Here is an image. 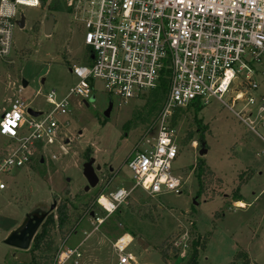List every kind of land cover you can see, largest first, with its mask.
<instances>
[{
	"label": "rangeland",
	"instance_id": "rangeland-1",
	"mask_svg": "<svg viewBox=\"0 0 264 264\" xmlns=\"http://www.w3.org/2000/svg\"><path fill=\"white\" fill-rule=\"evenodd\" d=\"M52 2L46 0L44 8H21L25 28H16L11 56L0 60V121L15 99L24 100L36 112L50 111L47 95L55 91L57 101L64 99L79 82L72 69L88 63L83 25L69 12L68 0H59L57 11H49ZM50 15L55 26L46 36L44 21ZM260 82L255 96H264V83ZM238 90L232 87L225 105L212 98L199 109L193 106L176 113L172 128L179 154L173 170L184 183L180 194L163 192L151 198L137 191L110 216L96 200L101 194L131 188L133 176L127 161L154 124L167 92L155 110L150 104L152 91L124 101L109 94L100 81H95L89 99L72 95L69 113L58 117L67 153L59 145L46 148L27 167L0 176L6 185L0 191V264H30L33 255L38 256L39 264H57L63 251L78 246L82 254L79 264H119L113 244L126 235L133 239L126 252L135 257V264H183L180 259L190 256L191 232L209 238L198 264H231L239 252H247L254 264H264V141L235 116L233 111H242L246 104L233 102ZM249 111L245 109L243 114ZM196 121L206 128L204 134ZM258 133L264 137V129L259 128ZM11 148L12 142L0 136V159ZM201 149L207 150L202 157ZM91 158L95 169L100 166L99 184L86 193L83 165ZM200 159L212 174L204 176L205 191L199 194L195 171ZM249 177L236 195L238 186ZM91 201L92 211L105 219L101 226L85 206ZM237 203L245 207H237ZM63 204L68 205L69 223L52 229L49 253L32 254L31 248L21 251L4 243L28 213L37 210L43 214L55 205L51 214L56 216ZM185 235L188 249L180 253L170 250V259L164 262L161 246L165 251Z\"/></svg>",
	"mask_w": 264,
	"mask_h": 264
},
{
	"label": "built area",
	"instance_id": "built-area-1",
	"mask_svg": "<svg viewBox=\"0 0 264 264\" xmlns=\"http://www.w3.org/2000/svg\"><path fill=\"white\" fill-rule=\"evenodd\" d=\"M40 1L0 0V60L11 56L15 30L24 18L21 8H40ZM68 9L85 29L88 63L72 69L79 82L64 99L57 101L55 91L47 95L51 110L40 117L28 114L30 108L22 99L13 100L3 112L0 136L12 142V148L0 159V176L27 167L46 148L59 145L67 153L58 117L69 113L72 95L89 99L95 81H100L109 94L127 101L158 89L166 71L167 98L127 161L131 188L96 200L106 216L137 191L151 198L182 192L184 183L173 170L179 147L172 121L180 109L195 102L205 106L212 98L225 105L224 98L235 86L242 91L233 102L246 104L239 112L230 109L264 141L258 133L264 129V96H255L260 80L264 83V0H68ZM245 109H250L246 116ZM8 120L14 124L5 130ZM5 189L0 180V191ZM92 220L97 226L105 222L96 214ZM188 239L185 235L173 245L185 251ZM131 243L122 237L113 244L119 264L136 263L126 252ZM81 259L78 246L63 251L57 264H79Z\"/></svg>",
	"mask_w": 264,
	"mask_h": 264
},
{
	"label": "trees",
	"instance_id": "trees-1",
	"mask_svg": "<svg viewBox=\"0 0 264 264\" xmlns=\"http://www.w3.org/2000/svg\"><path fill=\"white\" fill-rule=\"evenodd\" d=\"M40 2H41V6L44 8L46 5V0H41ZM52 3H53V6H51V8H49V11L59 10V0H53ZM89 53H90V50H88V54ZM168 77H169V71H166V73H164V75H163V78H162V81H161L159 88L152 91V93H154V95H153L154 99L150 101V104L152 105L153 110H155L157 108V106L162 102V98L164 97L165 93L167 92L168 85H169ZM193 106H195L196 109L200 108V104L198 102H195L194 104L190 105L188 107V109L193 107ZM180 110H182V109H180ZM196 122L198 123L199 129H203L201 131V133L204 134L206 132V128L202 126L200 121H196ZM202 134H200V146L205 145L204 137L201 136ZM195 174L197 175V178H198L199 183H200V187H201V191L199 192V194H200L201 192L203 193L205 191L204 183H203L204 176L205 175H211L212 171L210 170L209 167L206 166V163L202 159H200L197 166H196ZM249 179H250V177L247 180L241 182V184L238 186L236 195H238V192H240V188L244 184H246ZM99 194L100 193H98V195ZM83 195L86 196L85 193H83ZM237 198H238V196H237ZM92 205H93L92 201L88 202L85 205L91 211L90 215H91V213H94L92 211V209H93ZM57 212H58V214L56 216H54L53 214H50L47 217V219L43 222V224L41 225L39 232L35 236L33 243L31 245L30 251L32 254H34V252H36V251L43 252V253H49L53 249L52 243H49L51 240L52 229L56 225H58L62 228L69 223L70 216H69L67 204L61 205L57 209ZM55 217H57V219H55ZM190 234H191V239H192L191 243H190V249H189L190 256L188 257L187 260H184V259L181 260L180 259V261H181V263L184 262L183 264H198L199 260L201 258V255L204 253V251L206 249L209 238L202 239L201 236L195 235L192 232ZM166 244H167V242H166ZM162 247L163 246H161V250H162L164 262L166 260L170 259V257H169L170 250H174V253H180V250L176 249L174 247L173 243L169 244V246L166 247L167 249L165 251H163ZM37 257L38 256L33 255V258H32V261L30 264H39ZM231 264H254V262H252V260H251V258L247 252H239L235 255L234 261Z\"/></svg>",
	"mask_w": 264,
	"mask_h": 264
},
{
	"label": "water",
	"instance_id": "water-1",
	"mask_svg": "<svg viewBox=\"0 0 264 264\" xmlns=\"http://www.w3.org/2000/svg\"><path fill=\"white\" fill-rule=\"evenodd\" d=\"M25 24H26L25 18H22L18 23V26L20 29H24ZM54 26H55V18L53 15H50L44 21V33L46 36H50L52 34ZM84 103L86 104V106L89 107V104L87 102ZM28 114H30L33 117H40L42 115L41 112H36L32 109L28 110ZM108 114L109 112L106 113V116H108ZM202 147H204V145H202ZM199 154L202 157L207 154V150L201 149ZM94 163L95 160L91 158L83 165V175L88 183V185L84 189L86 193H88L91 189H95L99 184V178L97 172L100 171V166H97L95 169ZM54 210H55V205H52L50 210L43 214H40V212L37 210L28 213L21 221V224L15 227L9 233L4 243L18 250L28 251L31 248L35 236L39 232L41 225ZM93 216L94 213H91V217ZM138 242L143 246L145 245L142 242V240H139ZM146 247L147 246H145L144 248Z\"/></svg>",
	"mask_w": 264,
	"mask_h": 264
},
{
	"label": "bare ground",
	"instance_id": "bare-ground-1",
	"mask_svg": "<svg viewBox=\"0 0 264 264\" xmlns=\"http://www.w3.org/2000/svg\"><path fill=\"white\" fill-rule=\"evenodd\" d=\"M237 206H239V207H245V204H243V203H237ZM129 241H131V238L128 235H126V236L123 237V242L124 243H128Z\"/></svg>",
	"mask_w": 264,
	"mask_h": 264
},
{
	"label": "snow or ice",
	"instance_id": "snow-or-ice-1",
	"mask_svg": "<svg viewBox=\"0 0 264 264\" xmlns=\"http://www.w3.org/2000/svg\"><path fill=\"white\" fill-rule=\"evenodd\" d=\"M13 124H14V121L12 120L6 121V123L4 124L5 130H9L8 126L13 125Z\"/></svg>",
	"mask_w": 264,
	"mask_h": 264
},
{
	"label": "crops",
	"instance_id": "crops-1",
	"mask_svg": "<svg viewBox=\"0 0 264 264\" xmlns=\"http://www.w3.org/2000/svg\"><path fill=\"white\" fill-rule=\"evenodd\" d=\"M130 237V236H129ZM131 238V237H130ZM132 242H133V239L131 238Z\"/></svg>",
	"mask_w": 264,
	"mask_h": 264
}]
</instances>
